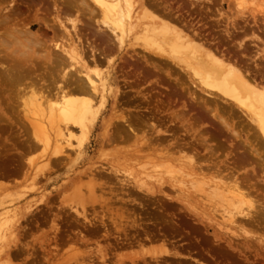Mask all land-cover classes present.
<instances>
[{"label": "bare ground", "instance_id": "1", "mask_svg": "<svg viewBox=\"0 0 264 264\" xmlns=\"http://www.w3.org/2000/svg\"><path fill=\"white\" fill-rule=\"evenodd\" d=\"M248 4L247 0H0V132L15 124L16 112L24 109H16L18 98L27 94L30 107L44 104L35 108L37 116L33 117H38L37 112L42 116L41 110L47 112L43 119L33 122V118V123L28 122L32 117L28 121L27 116L18 117L31 127L25 134L32 137L24 140L23 147L36 150L41 141L43 145H39L47 152L42 157L47 161L50 155H55L56 161L66 148L80 156L89 145L95 119L112 99L111 117L107 118L112 121L106 124L110 130L104 131L106 144L137 161L145 153L142 156L149 165H140L141 175L132 182L125 177L119 180L120 186L127 188L125 193L131 194V186L150 197L156 193L170 197L164 194L167 186L176 189L177 200L185 201L192 195L194 202L202 201L199 196L203 194L204 201L212 203V210L219 211L226 224L234 225L240 218L237 227L242 235H250L241 237L231 234L234 231L230 229L231 237L240 236L244 242L251 237V242L264 243V24L257 23L254 11L245 12ZM102 63L106 71L100 69ZM48 140L52 149L46 147ZM22 156V152L15 156L19 164L24 161ZM27 159L35 166L36 162ZM2 162L0 158V178L8 173L1 169ZM119 172L112 170L115 176ZM109 173L86 181L85 197L71 201L66 206L69 209L58 210L65 218L55 214L51 220L46 218L53 207L51 202H43L45 208L37 204L24 208V219L30 217L31 221L25 220L21 226L18 208L6 207L5 196V200L0 198V264H15L23 246L31 264H38L37 247H54L64 239L88 249L81 236L83 229L70 234L65 229L78 223L80 217L83 220L76 228L85 223L89 225L85 228L90 227L88 232L95 231L94 221L106 225L94 211L88 218L86 208L94 202L95 181ZM22 176L24 180L35 177L28 170ZM258 179L263 181L262 187L253 190V181ZM7 190L8 185L1 182L0 191ZM188 203L191 214H202ZM118 218L116 222L109 216L117 231L121 225H129L121 224ZM44 223L50 229L46 236L4 250L9 243L6 235L14 231L30 235L33 226ZM64 225L68 227L63 229ZM110 231L105 236L111 240ZM122 240V246L133 243ZM138 244L137 250L130 247L131 252L120 254L121 258L113 247L104 250L95 246V251L94 247L92 251L71 247L69 254L75 264H94L96 260L105 264L107 253L115 258L114 264H124L125 258L132 264H160L159 258L180 256L167 247L144 250ZM51 252H46L49 257ZM49 257L43 259L48 261Z\"/></svg>", "mask_w": 264, "mask_h": 264}, {"label": "rangeland", "instance_id": "2", "mask_svg": "<svg viewBox=\"0 0 264 264\" xmlns=\"http://www.w3.org/2000/svg\"><path fill=\"white\" fill-rule=\"evenodd\" d=\"M247 1L249 2V4L244 9L246 10L245 12L254 11V13L252 14L255 15L257 23L258 24L261 23L262 24L261 26H263L264 24V0H254L253 4L252 2H250V0H247ZM225 9H227L226 4H225ZM37 26L38 24H36L35 27H33V30H36ZM262 33H260L261 36L263 35ZM246 39L250 41L251 37L248 36ZM100 69L102 71H106L107 68L104 63L100 65ZM121 84L122 83L120 82L119 85ZM124 89L122 88V90ZM26 99H27V94H24L20 98H18L16 109L19 111L24 106L23 111L16 112V113H19L18 117L21 118V116L23 115L27 116V119L25 117L23 118L24 120L26 119V121H28L29 117L30 118L32 117L31 121H28L30 123L36 122L40 120V118L43 119V116L47 112L45 109L41 110L44 104L40 105L42 107L40 109L42 111V113L40 111V114H42V116L39 115V112H37L38 117H33L34 115L37 116L36 109H39L40 106L38 107L37 103H36V106L35 105L33 106V104H35L33 103L31 104V107H30ZM24 104H26L28 107H26ZM111 105H112V99H109V102L106 108L104 109V111H101L99 115L97 116V118L95 119L94 121L95 123L93 125V128L91 129L89 145L84 149V151L82 152L80 156H75V152H72L71 150L69 151V149L66 148L64 149L63 153H59L57 155L58 159L56 161L53 160L55 158V155L48 156L50 157V160L52 159V161L50 160L47 161L46 157H42L43 153H47V152H44L45 150L43 149L44 146L42 147L40 146L41 144L43 145L41 141L40 142L38 141V149L36 150H32L30 148H27L28 150L25 149L26 146L23 147L22 143H25L26 139H29V138L31 139L32 136L25 134V133H30L29 131L31 127L30 125H28L29 123L24 124L26 123V121L23 122L22 119H18V117L16 119L14 118L15 124H13L12 127H5L1 129L0 139L2 141H0L1 143L0 145L3 148L0 146V149L2 148L1 154L2 153L3 154L2 156L0 154V158L4 159V162H2L3 164L2 166L4 167H2L1 169L4 170L5 173H7L6 171H8V173L4 178H0V183L2 182L3 184H7L8 190L0 191L3 193V196L2 194H0L1 196L0 198L3 197L2 199H4V196H5V199H6V200L4 199L6 203L4 204L5 206L7 205L9 208L10 207L18 208L17 216L18 218L19 217L20 218L17 221L20 222V224L22 223L21 226L25 224V220L28 223L31 221L30 217L28 219H24L26 217L25 214L23 213L24 208H26L29 205L36 206V204L37 206L42 208L44 207V205H42L43 202H51V206L53 207V209L51 210V213L47 214L46 218L51 220V218L54 217V214L56 216H60V217L62 216V218H65V214L60 213L58 210L62 207H66L67 204H69L71 201L78 198L79 196L85 197V193H86L85 185L87 183L86 181H89L90 179L98 177L99 174L101 173L103 174V172L107 174V172L109 173L111 171L109 173L111 175L109 178L106 179V177H108L109 175L108 174L105 177H102V179H98L95 181V186H97V190L94 193V196L92 197V201H94L93 202L94 205L91 202L92 206L88 205V208H86L88 212L87 213L88 218L93 217V211H94V213L96 214V216H98V218L101 217L103 221L106 222V225L103 226L102 224H100V220H97L96 222L94 221V226L96 227L94 228L93 226L91 227V229L94 228L95 231L91 230V232L90 231L88 232V230H90L89 229L90 227H87L89 225L85 223L84 224L81 223L83 225L79 224V227L80 228L82 227L81 229L76 228L78 227L77 224L79 222H82L83 220L80 217L78 219L79 220L78 223H75V225L74 223H72L71 225H68L69 228H66L68 226L65 227L66 225L65 224L63 228V229L66 228L65 230L69 231V232H66V234L67 233L68 234L78 233V232H81V231H78V229L79 230L86 229L87 230L86 233L88 232L87 236H86L85 230L84 231L82 230V234H81V236L84 235L83 240L87 242L88 244L87 247L89 246L88 249L85 248L86 246L84 247L86 250L89 251L91 247H94V251H95V246L96 248L99 246L98 248L104 249V250L106 249L108 250V248L113 247V248H116L115 253H114L115 255L116 254L124 255V254H128L133 249L137 250L140 247L138 243H141L143 245L142 246L143 248L141 249H144V250H149L152 248L158 249V248H162L163 246V248L167 247L170 252H177L180 255V256H167L168 258L164 257L163 258L164 260L162 258H159L158 263L160 264H264V251H263L264 243H261L262 244L261 245L260 242L259 243L251 242V237L247 240V242L246 241L244 242L245 239L243 240L241 239V237H249L250 235H247V234L242 235V233L244 232L241 231L239 227H237L239 225L238 221L240 222L241 219L239 218L236 221L238 223V224L235 223L236 226L235 224L234 225L226 224L224 220L221 218L219 211L212 210L213 208L212 203H208L207 201L206 202L204 201L202 197L203 195L202 193H200L202 195L199 196L202 201H199L200 199L199 200L196 199L197 201L195 202L194 200L191 199L192 195H188V198L185 201L177 200L174 197L177 192L176 189L172 187H167V186H166V189L168 190L167 192L165 191L164 194L166 193L170 197H167L160 193H156L155 196L150 197L151 195H148V194L145 195L144 192L140 193V192L135 191L134 189H132L131 186H129L131 194L128 195L127 193H125L127 191V188L120 186L121 182H119V180L125 177L126 179L132 182V180H134L135 178L141 175L140 172L142 170L140 168V165L145 164L146 167H149V165L146 164L148 160H146V158H143L142 156L143 154L145 156V153H143L142 155H139L140 160L137 161V160L131 159L132 157L130 158V156L126 155V153H123L122 150H118L116 152L110 145L108 146L106 144V141H105L106 136L104 134V131L107 128H108L107 129L108 131L110 130V125L109 126L107 125L112 121V120H108L111 117V112H112ZM125 105H123L122 107L124 108L127 107ZM25 108L27 111H25ZM32 109L34 111H32ZM166 116L167 115H165L164 118ZM33 118H35V120ZM32 119H33V122H32ZM165 119L167 120V118ZM16 120H21L24 125L20 121H16ZM19 122L20 124H22L21 125L22 127L20 126ZM164 124L168 125L169 122L166 121V123ZM24 127H27V128L29 127V128L27 130V128H24ZM23 128L26 131H24ZM178 133L181 134L182 132L179 131ZM181 137H183V135ZM3 138H6L5 141L3 140ZM187 138L188 137H186V139ZM6 140L8 141L6 142ZM3 141L6 142V144H4ZM48 141L50 142L48 143V146L46 147H48L49 149L50 148L52 149L53 144L51 140H48ZM10 143L12 146L14 145L15 149H13L11 145L9 146ZM73 144L75 145V142H73ZM3 145L5 146V148H8L9 151L8 149L7 150L4 149ZM3 149L5 151H3ZM16 150L19 152H16ZM20 152H22V155H23L22 160L24 161H20V164H19L15 160V156L17 153H20ZM5 157L10 159V161L5 159ZM27 158L29 159L31 158L34 161V163L36 162L35 166H33L34 168L30 166ZM132 160H134V163L132 162ZM136 161L138 162L137 164L139 166L135 163ZM131 162L133 164H131ZM174 165L176 166V164ZM100 166L104 167L105 171ZM106 167L109 169V171ZM19 168H21L20 171H19ZM23 168H26L28 172L29 173L31 172V174L34 175L35 177L32 178L31 176L27 180H24L22 173L27 170ZM115 168L120 170V172L118 173V175L116 174V176L112 173V170H116ZM159 169H162V168H159ZM248 171L250 172L249 169ZM89 172L95 175L91 174V177H92L91 178ZM164 175L167 176L168 174H164ZM115 177L117 180L115 179ZM260 184L261 185L263 184V181L260 179H258L257 181H253V184H252V186L254 187L253 190H256L259 186L262 187ZM205 186L206 185H204V188ZM98 188H101V189H98ZM122 188H125L126 190ZM123 192L125 194H123ZM188 202L192 204V207L196 208L199 212H202V214L197 215V214H194L193 212L191 214L192 210L191 208H189ZM66 208L69 209V207H66ZM110 215H112L113 220H117L116 222L119 221L118 217H121V220H120L121 224H123L124 222L125 224H129V225H121L122 229L125 228L124 230L127 232L126 234L129 233L128 235L125 234V231L123 233L122 229L117 231L113 228V226L110 223V219H109ZM206 215L209 216L210 220H207ZM126 217H128V219ZM132 220L134 221L132 222L134 224L131 223ZM96 223H98L99 225L97 224L98 225L97 226ZM218 224H220L221 227H219ZM61 225L63 227V223ZM85 225H87L86 226L87 228H85ZM47 226H48V223L40 224L38 228H35L33 226L32 228V230L34 229L33 233H31L30 235L28 233V235L26 236H21V233L17 231H14V233H12L15 236H13L12 234L6 235V239L9 241V243L5 247L4 250L7 252L8 249L12 250V248H14V245L20 246L23 243L34 242V239L38 241L39 238L43 237L44 235L46 236L48 234V230L50 229ZM226 227L229 230H227ZM246 227L248 228V226ZM104 228H105V232H104ZM230 229L234 231L231 234L236 233L235 235L239 234L241 237L240 236L235 237V235L234 237L233 235L231 237V234H228V231H230ZM110 230H112V232ZM106 231L108 232L110 231V233H112L110 236L111 240L109 239V237L105 236ZM117 232H119L118 235L120 234L119 238L116 237L118 236ZM89 233L90 234L92 233V235H88ZM133 234L135 236L138 234L135 238L136 241L134 240L132 236ZM126 236H128L129 238ZM123 237L126 238L127 240L130 239L129 241L133 243L131 245L125 244L126 246L124 245L122 246L120 244V241L121 242L123 241L122 240L124 239ZM106 238L108 240H106ZM117 238L119 240H117ZM253 239L254 238H252V241L255 240ZM113 241L114 242L118 241L119 244H117L116 242L114 244ZM254 243H256V245ZM59 244L60 245H57L58 248H56V245H54V247H52L53 245L52 246L47 245V247L46 246L37 247L36 254H37L38 259L40 260L38 264H49V262L50 264H75V262H73L72 255L69 254L70 252H72L70 251V248L75 247V249L76 248L81 249L82 247L81 250H83L84 248H83L82 243H79V244L73 243V245L72 243H70L72 246L69 247L70 244L64 239V242L61 243L60 241ZM77 244L80 245V247ZM115 245H118V246L114 247ZM132 245H135L134 248ZM262 246L263 248H261ZM23 247H24L23 248L24 252H22L19 258L14 260L13 263L24 264L22 262H26L31 258L29 254L27 253L25 246ZM130 247H131V251H130ZM48 248H50L51 250ZM172 248H173V251H171ZM27 249H29V247H27ZM92 249L90 250L92 251ZM49 251L50 252L52 251L51 257H49V254H47ZM55 251H57L58 253L60 252L59 255L54 256L53 253ZM121 255L119 258H121ZM53 256L54 258L52 259ZM46 257L47 258L49 257L48 259L49 262L46 261V259H43ZM106 258H107V261L105 264H110V263L114 264L113 259L115 258L110 257L108 253L106 254ZM31 260L32 259H30L29 262H26L25 264L27 263L31 264ZM94 260L96 259L94 258ZM124 261H125V263L123 262L124 264H132V263L126 262L127 258H125ZM96 262H92V263L100 264L102 261H100L99 263V261L96 260ZM150 263L156 264L155 261L154 262L151 261Z\"/></svg>", "mask_w": 264, "mask_h": 264}]
</instances>
